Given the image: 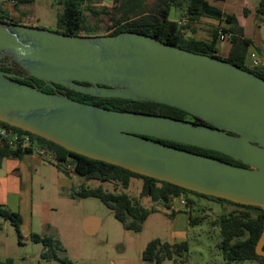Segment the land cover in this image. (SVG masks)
<instances>
[{
  "label": "water",
  "instance_id": "1",
  "mask_svg": "<svg viewBox=\"0 0 264 264\" xmlns=\"http://www.w3.org/2000/svg\"><path fill=\"white\" fill-rule=\"evenodd\" d=\"M4 57L43 86L163 103L207 124L81 102L1 68L0 121L77 154L264 211V78L138 32L65 34L0 20V66ZM159 139L221 152L242 165ZM90 218L82 221L89 235L96 232L87 228ZM263 246L264 223L257 255L264 256Z\"/></svg>",
  "mask_w": 264,
  "mask_h": 264
},
{
  "label": "trees",
  "instance_id": "2",
  "mask_svg": "<svg viewBox=\"0 0 264 264\" xmlns=\"http://www.w3.org/2000/svg\"><path fill=\"white\" fill-rule=\"evenodd\" d=\"M12 1L16 9L20 4L33 2V0ZM94 1L95 0H61L63 8L57 15L56 29L54 30L65 34L83 35L115 34L121 31L138 32L150 35L162 42L174 46L201 54L220 57L215 47L217 39H219L217 28L210 40L187 38L183 35L182 31L184 25L191 24L204 15L205 9L208 7L207 0H113L112 10L114 11L115 17H111V24L105 26V28H102L96 22L90 23L87 19L85 11L97 14V11H95L92 5ZM103 9V12L111 15V10L108 11L105 7H103ZM172 9L186 18L185 24L182 23L181 19L175 20L170 18ZM248 12L247 8H243L244 15H247ZM255 14L264 16V0H259L255 8ZM0 20L20 24L17 20L10 17L9 10L3 7L1 2ZM178 20H181V23H178ZM222 20L226 24V27L221 26L222 29L230 33V49L226 56L220 58L264 78V65H261L258 69H252L245 64L252 40L244 36L243 28L238 23L236 16L232 13H228L224 15ZM2 61L3 63L0 66L2 70L17 73L19 75H26V72L16 62L13 61L11 64H6L7 57H4ZM16 79L30 85L36 84L44 91L53 92L54 90H58L72 99L101 107L122 111L131 110L160 114L207 124L202 119L184 110L163 103L119 97L92 96L71 90L60 84H55V89H53L49 86H43L44 82L35 77L25 76L24 78ZM82 83L87 84V82ZM32 136L35 137L41 146H44L54 155V163L59 171L67 173L68 169L65 164L70 163L72 164L73 172L78 175L119 185L121 187L120 191L104 190L100 187H81L76 193L83 197H97L111 210L113 216L125 229L139 230L141 223L146 219L148 214L154 211V207H147L142 203V198H146L168 208L170 211L167 213L171 217L176 213L175 210L171 208V196H183L186 208L180 212L188 214L189 207L194 203V199L188 197L186 195L187 192L232 203L236 206L235 208L229 210L227 213L221 214L219 217L210 218L209 220L212 226H218L220 235L218 247L223 257L229 262L257 260L260 264H264V256L257 255L254 251L256 241L264 223V211L261 208L234 203L223 198L191 191L169 182L160 181L152 177L132 172L111 163L77 154L40 136L34 134H32ZM159 141L177 148L217 158L225 162L242 165L241 162L221 152L169 140L159 139ZM25 153L33 154L30 149L20 150L9 147L6 144H0V158L20 157ZM135 177L141 179V186L138 196L131 197L125 190L130 186L131 179ZM0 216L9 219L20 235L19 227L21 224V215L19 212L0 205ZM203 219H205V215L192 216L188 214L189 224L193 225L199 223ZM30 238L35 242L42 243L44 249L40 253L41 257L47 259L55 258L63 264H80L54 253L52 247L56 242L52 237L31 233ZM187 252L188 242L186 240L170 242L156 237L147 242L142 252V258L150 262L161 263L174 257L183 256ZM0 264H2L1 261Z\"/></svg>",
  "mask_w": 264,
  "mask_h": 264
},
{
  "label": "rangeland",
  "instance_id": "3",
  "mask_svg": "<svg viewBox=\"0 0 264 264\" xmlns=\"http://www.w3.org/2000/svg\"><path fill=\"white\" fill-rule=\"evenodd\" d=\"M10 12V17L20 24L32 25L50 30L56 29L57 15L62 11L61 0H33L23 3L16 9L12 0H0ZM97 14L85 11L90 23L96 22L102 28L110 25L113 0H95L92 3ZM103 7L111 10V15ZM235 15L241 22L246 21L240 13ZM253 23L247 28L252 44L245 61L247 67L258 69L264 65V16L252 14ZM171 19H177L172 9ZM254 51L259 65L254 66L250 52ZM223 57L221 53H217ZM34 158L31 165L22 169L12 165L11 161L0 160V205L14 207L21 215L20 235L9 219L0 216V261L2 264H63L55 258L40 256L42 243L30 238L31 233L52 237L56 243L52 251L80 264H260L257 260L227 261L218 247L220 241L218 226H212L210 218L219 217L236 206L227 201L212 197L198 196L187 192L194 199L188 214L205 215V219L196 224L188 223V214L170 210L161 204L142 198L147 207H154L139 230L125 229L113 216L111 210L97 197H83L76 193L81 187H100L104 190L120 191L121 187L108 181L86 178L73 171L61 172L56 168L54 159L28 155ZM26 166V165H25ZM141 179L134 178L125 190L131 197L139 194ZM180 199H184L183 196ZM176 203V204H175ZM178 210H185V204L175 200ZM96 217L100 226L93 234H86L82 221L86 217ZM160 238L170 242L186 240L188 252L161 263L150 262L142 258V252L148 241ZM9 260V261H8ZM8 261V262H7Z\"/></svg>",
  "mask_w": 264,
  "mask_h": 264
},
{
  "label": "crops",
  "instance_id": "4",
  "mask_svg": "<svg viewBox=\"0 0 264 264\" xmlns=\"http://www.w3.org/2000/svg\"><path fill=\"white\" fill-rule=\"evenodd\" d=\"M207 1H208V7L207 9H205L204 15L199 17V19L196 20L195 22L188 24L186 26L184 25L182 31L185 37L199 39V40H210L213 37L215 30L218 26L226 27L225 22L222 20L224 18V15L228 13H232L235 15L236 12L240 13V15L246 20L244 22L243 21L241 22L240 18L235 15L238 23L243 28L244 36L248 38L251 37L250 32H248L249 30L247 28H249L250 27L249 25L253 23L254 18L252 14L255 13V8L259 0H207ZM243 8L248 9L249 12L247 13V15L243 14ZM177 19H181L182 23L185 24L186 18L178 12H177ZM215 47L217 53H221L222 56H226L230 49V41H226V40L221 41L217 39ZM28 155L30 154L25 153L20 157H3L0 158V160L6 161V163H8L10 161L9 159H15L14 161H11L12 165L15 167H19L22 164H25L26 166L25 165L22 166V169L24 170L34 161L35 162L37 161L35 157L29 158ZM175 208L177 209L175 211H179V212L182 211L180 209L178 210V207ZM9 209L13 210L14 207H9ZM99 226H100V220L96 217H91L90 220L88 221L87 228L89 230L90 229L97 230Z\"/></svg>",
  "mask_w": 264,
  "mask_h": 264
},
{
  "label": "built area",
  "instance_id": "5",
  "mask_svg": "<svg viewBox=\"0 0 264 264\" xmlns=\"http://www.w3.org/2000/svg\"><path fill=\"white\" fill-rule=\"evenodd\" d=\"M178 23H181V20H178ZM217 34L219 40L230 41V33L224 31L221 26L217 27ZM250 59L254 66L259 65V60L254 51L250 52ZM0 144H6L9 147L24 150L30 149L32 153L37 156H42L48 159H54V155L51 154L44 146H41L35 137L32 136V133L12 126L10 124L4 123L0 121ZM66 168L70 171H73L72 164L66 163ZM179 198V202L181 204H185L184 199H180V197H170L171 208L177 210L175 208V200ZM175 203V204H174Z\"/></svg>",
  "mask_w": 264,
  "mask_h": 264
}]
</instances>
